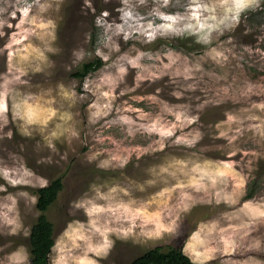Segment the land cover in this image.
Wrapping results in <instances>:
<instances>
[{
	"label": "rangeland",
	"instance_id": "374dc122",
	"mask_svg": "<svg viewBox=\"0 0 264 264\" xmlns=\"http://www.w3.org/2000/svg\"><path fill=\"white\" fill-rule=\"evenodd\" d=\"M59 176L48 264H264V0H0V264Z\"/></svg>",
	"mask_w": 264,
	"mask_h": 264
},
{
	"label": "trees",
	"instance_id": "16d2710c",
	"mask_svg": "<svg viewBox=\"0 0 264 264\" xmlns=\"http://www.w3.org/2000/svg\"><path fill=\"white\" fill-rule=\"evenodd\" d=\"M101 65L100 61L87 62L81 67V73L94 70ZM82 77V76H81ZM65 174H67L65 172ZM63 187L62 176L51 179L50 183L37 189L36 205L40 211L39 216L32 225L29 232V264H48V254L53 247L54 229L46 212L56 200L58 192ZM129 264H194L184 253L182 244H169L162 248L160 246L147 249Z\"/></svg>",
	"mask_w": 264,
	"mask_h": 264
},
{
	"label": "clouds",
	"instance_id": "9594fccd",
	"mask_svg": "<svg viewBox=\"0 0 264 264\" xmlns=\"http://www.w3.org/2000/svg\"><path fill=\"white\" fill-rule=\"evenodd\" d=\"M241 6H243L242 2L240 4H238V7H241Z\"/></svg>",
	"mask_w": 264,
	"mask_h": 264
},
{
	"label": "bare ground",
	"instance_id": "6f19581e",
	"mask_svg": "<svg viewBox=\"0 0 264 264\" xmlns=\"http://www.w3.org/2000/svg\"><path fill=\"white\" fill-rule=\"evenodd\" d=\"M24 182H25V181H24ZM19 183H20V185H21V183H23V182H19ZM20 185H19V186H20ZM23 185H24V184H23ZM28 185H29V184H27V186H28ZM10 198H11V197H10Z\"/></svg>",
	"mask_w": 264,
	"mask_h": 264
}]
</instances>
